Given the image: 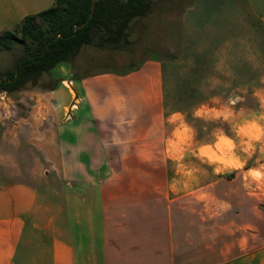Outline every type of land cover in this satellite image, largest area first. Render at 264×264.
<instances>
[{
  "label": "crops",
  "instance_id": "1",
  "mask_svg": "<svg viewBox=\"0 0 264 264\" xmlns=\"http://www.w3.org/2000/svg\"><path fill=\"white\" fill-rule=\"evenodd\" d=\"M222 6L202 25L187 17L189 35L176 45L264 60V0ZM49 7L0 0V33ZM78 57L58 66L54 89L18 103L16 121L0 120V264H264V161L170 177L162 157H182L162 139V59L90 73ZM259 90V107L236 130L250 157L264 154Z\"/></svg>",
  "mask_w": 264,
  "mask_h": 264
},
{
  "label": "rangeland",
  "instance_id": "2",
  "mask_svg": "<svg viewBox=\"0 0 264 264\" xmlns=\"http://www.w3.org/2000/svg\"><path fill=\"white\" fill-rule=\"evenodd\" d=\"M49 1L50 7L56 4V0ZM193 1L194 11L190 8ZM231 1L153 0L146 16L132 20L128 29V45L119 49H99L86 45L78 55L77 62L90 73L125 70L141 65L148 58L162 59L163 90L165 88L167 91L166 97L163 91L162 139L182 158L165 161L167 157L163 156L161 163L170 166V171H179L177 176L184 180L189 178L191 181L198 177L199 170L204 166L221 169L242 165V162L250 166L264 161V154L260 156L254 152L250 157L249 152L254 150L253 147L241 143L236 131L239 127L237 123H242L249 117L250 111L255 113L259 107L261 97L258 92L264 85L263 55L259 52L254 59L236 61L232 47L229 48L230 53L228 49L224 53L218 49L219 46H203V51L196 54L195 48L199 46L191 45L184 49V45H176L189 35L187 17L191 21L192 14H195L196 22L191 21L190 25H202L204 16L211 10L222 5L229 8ZM241 2L247 9H258L261 0ZM196 12H199L198 15ZM249 16H253L252 12ZM27 43H16L12 50L0 52V73L14 68ZM57 68L44 73L36 84H28L20 90L31 95L1 91L0 101L3 103L0 104V120L16 121L21 110L25 111V108L20 110V104L27 100L36 102L32 93L56 85L59 81ZM241 132L254 133V129H242ZM228 137H233L235 143ZM186 168L193 172L182 174L180 171ZM163 174L165 180L167 174ZM168 174L171 177L172 171Z\"/></svg>",
  "mask_w": 264,
  "mask_h": 264
},
{
  "label": "trees",
  "instance_id": "3",
  "mask_svg": "<svg viewBox=\"0 0 264 264\" xmlns=\"http://www.w3.org/2000/svg\"><path fill=\"white\" fill-rule=\"evenodd\" d=\"M92 1L56 0L54 6L27 15L16 28L0 33V52L28 42L14 68L0 73V92L13 93L36 84L44 73L72 63L86 45L99 49L128 45L132 20L146 16L153 4V0H98L90 18Z\"/></svg>",
  "mask_w": 264,
  "mask_h": 264
},
{
  "label": "water",
  "instance_id": "4",
  "mask_svg": "<svg viewBox=\"0 0 264 264\" xmlns=\"http://www.w3.org/2000/svg\"><path fill=\"white\" fill-rule=\"evenodd\" d=\"M98 0H93L92 1V7H91V14H90V18L93 16V14H94V11H95V8H96V2H97ZM83 25H85V23L84 24H82V25H80V26H77L76 28H75V30H77L78 28H81Z\"/></svg>",
  "mask_w": 264,
  "mask_h": 264
}]
</instances>
